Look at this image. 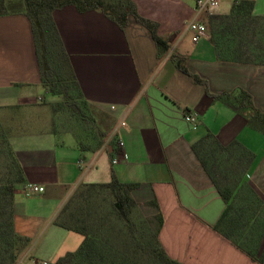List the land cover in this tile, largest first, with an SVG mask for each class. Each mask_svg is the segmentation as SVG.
Masks as SVG:
<instances>
[{
  "label": "crops",
  "instance_id": "obj_1",
  "mask_svg": "<svg viewBox=\"0 0 264 264\" xmlns=\"http://www.w3.org/2000/svg\"><path fill=\"white\" fill-rule=\"evenodd\" d=\"M237 1L220 0L217 16L228 15ZM249 1L255 3L253 14L264 18V0ZM134 2L140 16L159 24L168 53L159 57L151 31L132 17L121 29L101 11L81 14L67 7L54 14L83 94L110 130L107 143L113 145L96 153H82L71 134L54 132L50 105L59 98L41 83L30 22L24 16L0 17V128L26 179L14 188L15 231L30 240L17 264H58L75 253L84 237L55 219L82 185L113 177L139 184L133 193L139 203L157 200L164 217L161 244L180 264H260L214 231L226 205L193 145L212 134L224 147L238 142L245 148L246 153L233 151L213 173L220 186L237 185L236 206L247 207L249 214L242 231L245 248L264 257V133L206 94L243 90L264 114V66L221 62L209 39L194 43L187 26L205 16L195 12L196 0ZM174 52L207 87L177 68ZM29 185L45 191L31 193ZM257 198L260 208L252 204Z\"/></svg>",
  "mask_w": 264,
  "mask_h": 264
},
{
  "label": "trees",
  "instance_id": "obj_2",
  "mask_svg": "<svg viewBox=\"0 0 264 264\" xmlns=\"http://www.w3.org/2000/svg\"><path fill=\"white\" fill-rule=\"evenodd\" d=\"M74 7L79 13L101 11L121 29L129 23V17L151 31L161 57L170 51L166 41L158 36L159 24L140 16L134 0H0V17L24 16L31 25L41 83L47 92L59 101L51 104L53 129L75 137L82 153H96L108 144V124L99 121L94 106L89 103L77 79L71 57L66 49L54 19L55 12ZM255 3L240 0L232 5L224 16L205 15L201 20L208 30V39L221 62L246 61L241 38L247 25L258 19L253 14ZM254 63L264 66V47L257 48ZM172 61L183 73L207 87L206 82L192 75L185 67L186 58L176 52ZM214 102H222L246 117L248 125L264 133V114L254 104L252 96L239 90L213 96ZM246 153L238 142L224 147L216 136L207 134L193 145V150L206 173L219 190L226 208L213 228L254 261L264 264V257L257 258L256 251L245 248L242 231L249 221L247 207L236 206V189L219 185L213 169L231 160L235 150ZM26 181L24 170L0 128V264H17L30 240L17 234L14 225V188ZM137 183H123L116 177L104 184L82 185L63 207L55 224L84 237L80 248L66 255L58 264H180L172 259L160 241L164 217L157 200L141 204L133 193ZM235 195V196H234ZM253 206L260 208L263 201L257 198ZM143 207L156 210L148 215Z\"/></svg>",
  "mask_w": 264,
  "mask_h": 264
},
{
  "label": "built area",
  "instance_id": "obj_3",
  "mask_svg": "<svg viewBox=\"0 0 264 264\" xmlns=\"http://www.w3.org/2000/svg\"><path fill=\"white\" fill-rule=\"evenodd\" d=\"M221 10L220 0H196L195 12L197 15H210L217 16ZM187 30L192 34V40L194 43H198L202 39H208V30L205 24L201 23L198 19H194L189 22ZM191 121H195V117H191ZM125 123H121V127H124ZM114 136L117 138L119 148L124 147V142L121 137L119 128L114 129ZM118 161L115 160L114 163ZM31 193H43L45 188L42 186L29 185L27 187Z\"/></svg>",
  "mask_w": 264,
  "mask_h": 264
},
{
  "label": "rangeland",
  "instance_id": "obj_4",
  "mask_svg": "<svg viewBox=\"0 0 264 264\" xmlns=\"http://www.w3.org/2000/svg\"><path fill=\"white\" fill-rule=\"evenodd\" d=\"M240 42L245 60L251 62L256 61L257 48L264 47V20L258 19L252 22V24L247 25V29ZM71 136L70 138L76 140L73 135Z\"/></svg>",
  "mask_w": 264,
  "mask_h": 264
}]
</instances>
